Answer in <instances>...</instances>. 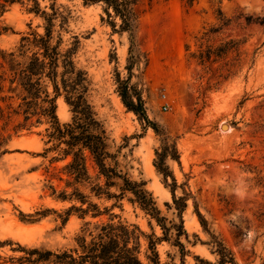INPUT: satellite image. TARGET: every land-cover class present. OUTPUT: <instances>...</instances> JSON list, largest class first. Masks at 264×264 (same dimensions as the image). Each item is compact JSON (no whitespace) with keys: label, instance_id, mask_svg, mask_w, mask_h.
I'll list each match as a JSON object with an SVG mask.
<instances>
[{"label":"rangeland","instance_id":"obj_1","mask_svg":"<svg viewBox=\"0 0 264 264\" xmlns=\"http://www.w3.org/2000/svg\"><path fill=\"white\" fill-rule=\"evenodd\" d=\"M39 3L46 12L55 3L68 14L62 47L77 37L74 60L87 73L88 100L106 127L119 168L131 179L145 182L167 226L180 220L170 189L153 162L163 146L161 132L176 143L178 161L169 157L166 163L178 184L176 196L183 194L182 186L190 193L181 214L188 238L180 237L183 254L172 240H157L161 263L181 264L183 258L184 264H197L196 256L214 260L197 209L232 249L237 264H262L264 0H137L134 50L139 59L130 57L127 32L112 30L114 18H108L102 5L84 0ZM30 6L28 1L16 3L0 15L1 50L17 53L22 36L44 32L43 17L29 11ZM126 80L129 93L141 95L158 132L123 103L118 87ZM7 86L4 82L0 92V97L7 96L0 100L4 109L0 128L10 115L3 133L8 135L3 145L7 152L0 156V242H6L0 245V262L18 264L16 259L24 255L18 246L71 248L85 222H91L92 229L94 223L109 219L139 229V257L145 262L150 239L163 236L155 219L130 200V193L118 200L95 195L91 185L97 172L91 162L89 182L66 186L72 181L64 170L69 157L56 160L59 150L46 151L52 145L49 122L42 117L36 123L33 118L28 129L15 130L23 120L12 112L20 99L7 92ZM162 93L171 99L167 111L160 108ZM56 116L60 123L71 119L63 95L56 99ZM167 183H172L170 177ZM75 188L101 211L108 210L97 217L91 212L81 216L77 210L67 215L70 206L81 203L74 196L63 200L58 195L63 190L72 195ZM109 191L120 192L115 186Z\"/></svg>","mask_w":264,"mask_h":264},{"label":"trees","instance_id":"obj_2","mask_svg":"<svg viewBox=\"0 0 264 264\" xmlns=\"http://www.w3.org/2000/svg\"><path fill=\"white\" fill-rule=\"evenodd\" d=\"M25 1L31 2L29 11L43 17L44 32L33 31L29 35L22 36L17 53L0 49V92L3 91L4 82H7V92L20 99L17 108L12 109V112L15 115H21L23 120L14 125V129H28L32 125L33 118L36 123H39L42 117L45 118L50 124L48 142H52L46 151L59 150L61 155L56 160L69 157L64 170L72 181L68 180L66 186H70L71 182L77 184L89 182L91 176L88 165L91 162L97 172L91 191L95 195L104 194L116 200L130 193L132 195L130 200L138 203L141 209L155 219L163 231V236L160 239H150L144 262L139 257L140 231L136 226L130 228L121 221L114 222L109 219L105 222H96L92 229H89L91 222L87 221L81 230L82 233L75 237V245L71 248L52 250L43 247L18 246L24 252V255L16 259L18 264H163L156 249L157 240L169 242L172 240L174 245L181 247L183 254V243L180 242V237L184 235L188 238V234L183 227L181 214L190 193L182 186L183 194L176 196L175 190L178 184L166 163L169 157L178 161L179 155L175 141L165 132H161L163 146L160 151L155 152L153 162L157 172L163 177V183L170 189L180 220L179 224L172 222L170 226H167L166 217L161 214L152 193L145 188V182L131 179L119 168L117 155L110 148L106 127L88 100L87 73L77 68L74 60L79 43L77 37L73 36L74 40L69 43V46L62 47V31H66L68 14L64 9L56 7L55 3L51 4V12H46L40 8L39 0H0V15L11 5L23 4ZM136 2L137 0H84L85 4L102 5L108 18H114L110 21L113 31L127 32L132 59L140 57L139 52L134 50L137 27V15L134 9ZM219 14L221 15V12ZM115 19L119 20L118 24ZM260 23L264 24V16L260 19ZM56 25L57 30H55ZM127 80L118 87L123 103L158 132V124L149 120L145 113L141 95L137 92L129 93ZM61 95L64 96L72 112L70 121L64 123H60L56 116V99ZM6 98L7 96H2L0 100L4 102ZM7 107L10 106L7 105ZM3 112L4 109L0 105V119L3 117ZM6 119L4 126L0 128V156L7 152L3 145L8 135L5 136L3 133L10 115H7ZM168 177L172 180L171 184L167 183ZM112 186L117 187L120 192L111 193L109 188ZM73 196L80 201L81 205L70 206L66 211L67 215L71 210H77L80 211L81 216L91 212L92 217H97L108 210L105 208L101 211L97 204L88 202L86 196L77 188L72 195L66 193V190L58 195L63 200ZM85 203L87 207L83 208L82 205ZM166 205L169 206V204ZM27 215L30 214L21 213L22 217ZM196 215L203 230L209 236L205 244L209 245L210 253L214 255V260L196 256L197 264H237L232 249L209 228L207 220L197 209ZM66 219L67 217L63 221L65 222ZM5 243L1 241L0 245ZM0 264L4 263L0 262ZM181 264H184L183 258Z\"/></svg>","mask_w":264,"mask_h":264},{"label":"built area","instance_id":"obj_3","mask_svg":"<svg viewBox=\"0 0 264 264\" xmlns=\"http://www.w3.org/2000/svg\"><path fill=\"white\" fill-rule=\"evenodd\" d=\"M171 107V99L167 93H162L160 108L163 111H167Z\"/></svg>","mask_w":264,"mask_h":264},{"label":"water","instance_id":"obj_4","mask_svg":"<svg viewBox=\"0 0 264 264\" xmlns=\"http://www.w3.org/2000/svg\"><path fill=\"white\" fill-rule=\"evenodd\" d=\"M223 127H225V124H223Z\"/></svg>","mask_w":264,"mask_h":264},{"label":"bare ground","instance_id":"obj_5","mask_svg":"<svg viewBox=\"0 0 264 264\" xmlns=\"http://www.w3.org/2000/svg\"><path fill=\"white\" fill-rule=\"evenodd\" d=\"M225 126H226V124H225Z\"/></svg>","mask_w":264,"mask_h":264}]
</instances>
